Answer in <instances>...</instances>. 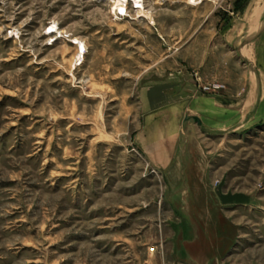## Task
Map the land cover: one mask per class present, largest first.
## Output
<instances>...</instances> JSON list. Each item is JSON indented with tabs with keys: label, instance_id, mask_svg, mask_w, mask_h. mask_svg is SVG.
Here are the masks:
<instances>
[{
	"label": "rangeland",
	"instance_id": "374dc122",
	"mask_svg": "<svg viewBox=\"0 0 264 264\" xmlns=\"http://www.w3.org/2000/svg\"><path fill=\"white\" fill-rule=\"evenodd\" d=\"M194 1L144 0L151 21L131 4L116 20L99 0H0V264H190L168 237L181 217L175 191L133 143L140 87L168 70L174 47L192 43L214 7L225 50L257 65L258 53L244 47L253 31L227 28L248 23L264 2L234 0L240 14L228 17L230 0ZM74 39L86 46L83 59ZM225 140L226 172L237 176L209 181L203 208L217 206L220 190L252 189L257 206L253 224L240 210L239 230L231 213L220 214L225 241H210L217 257L203 264H264V130Z\"/></svg>",
	"mask_w": 264,
	"mask_h": 264
},
{
	"label": "crops",
	"instance_id": "0c3cea01",
	"mask_svg": "<svg viewBox=\"0 0 264 264\" xmlns=\"http://www.w3.org/2000/svg\"><path fill=\"white\" fill-rule=\"evenodd\" d=\"M230 1L228 17H236L240 13L233 7L234 0ZM263 6L264 2L253 8L248 23L238 27L234 23L227 28V33L233 32L234 36L242 29L248 35L253 33L244 47L258 53L255 55L258 66L241 51L236 56L225 50L226 29L214 7L203 15V29L193 31L192 43L174 47L175 55L168 63V70L153 71L140 87L133 143L175 191L176 211L181 217L171 224L168 237L180 244L173 251L175 257L179 253L181 256L176 258L188 259L190 264H198L197 260L203 264V260L217 257L216 249L209 244L217 236L221 246L225 241L219 230L223 223L221 215L231 213L235 223L227 221L239 230L236 222L240 210H247L248 222L253 224L250 212L254 213L257 206L254 190L241 195L224 192L220 187L217 206L207 211L203 208V196L209 198V181L219 180L223 186L225 180L237 176L235 169L226 172L231 151L225 138L264 130V28L254 35ZM250 31L253 32L249 34ZM202 32L203 44H199L195 41ZM188 50L199 54L180 57V52ZM212 85L222 88L201 93L202 86ZM192 118L199 120L200 125ZM212 210L218 213V219L206 215L205 212L209 215Z\"/></svg>",
	"mask_w": 264,
	"mask_h": 264
},
{
	"label": "bare ground",
	"instance_id": "6f19581e",
	"mask_svg": "<svg viewBox=\"0 0 264 264\" xmlns=\"http://www.w3.org/2000/svg\"><path fill=\"white\" fill-rule=\"evenodd\" d=\"M99 1H104V2H108L109 4H111L112 10L115 12L116 15H119V14L126 15L127 13L126 7L128 6V4H131L132 7L135 9V16H137V18L150 19L152 21L151 14L144 8V5H143L144 0H99ZM187 1L191 4L195 2L194 0H187ZM58 34L60 35V37L62 36L61 32H58ZM71 43L76 46L77 60L83 59L85 48H86L85 44L81 40H78V39H74L73 42Z\"/></svg>",
	"mask_w": 264,
	"mask_h": 264
},
{
	"label": "built area",
	"instance_id": "2783aa9c",
	"mask_svg": "<svg viewBox=\"0 0 264 264\" xmlns=\"http://www.w3.org/2000/svg\"><path fill=\"white\" fill-rule=\"evenodd\" d=\"M93 1V0H91ZM128 7V6H127ZM126 7V10H128V8ZM133 8V7H132ZM134 9V8H133ZM135 10V9H134ZM119 14V13H118ZM114 18L116 20H119L120 18H124L125 16L128 17V14L127 15H124V14H119V15H115V13L113 14ZM80 64V63H79ZM222 86L221 85H212V86H205V87H202V92L204 93H209L210 91L212 90H219L221 89ZM155 173V171H153Z\"/></svg>",
	"mask_w": 264,
	"mask_h": 264
},
{
	"label": "water",
	"instance_id": "95a60500",
	"mask_svg": "<svg viewBox=\"0 0 264 264\" xmlns=\"http://www.w3.org/2000/svg\"><path fill=\"white\" fill-rule=\"evenodd\" d=\"M192 120H193L195 123H197L198 125H200L199 120H197L196 118H192Z\"/></svg>",
	"mask_w": 264,
	"mask_h": 264
},
{
	"label": "trees",
	"instance_id": "16d2710c",
	"mask_svg": "<svg viewBox=\"0 0 264 264\" xmlns=\"http://www.w3.org/2000/svg\"><path fill=\"white\" fill-rule=\"evenodd\" d=\"M244 4H246V1H245V3ZM235 10H236V8H235Z\"/></svg>",
	"mask_w": 264,
	"mask_h": 264
}]
</instances>
